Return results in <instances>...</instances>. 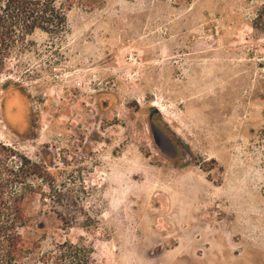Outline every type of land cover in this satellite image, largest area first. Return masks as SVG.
<instances>
[{
    "label": "rangeland",
    "instance_id": "obj_1",
    "mask_svg": "<svg viewBox=\"0 0 264 264\" xmlns=\"http://www.w3.org/2000/svg\"><path fill=\"white\" fill-rule=\"evenodd\" d=\"M263 6L73 0L8 57L0 179L40 214L20 264H264Z\"/></svg>",
    "mask_w": 264,
    "mask_h": 264
},
{
    "label": "trees",
    "instance_id": "obj_2",
    "mask_svg": "<svg viewBox=\"0 0 264 264\" xmlns=\"http://www.w3.org/2000/svg\"><path fill=\"white\" fill-rule=\"evenodd\" d=\"M72 5L73 0H0V71L8 57L25 45L27 37L37 30L63 33ZM257 19V27H263L264 6ZM18 179L11 171L6 180L12 183ZM3 185L0 179V254L8 255V264H20L23 254L41 249L39 240H26L19 231L33 227L40 214L32 217L24 207L25 201L35 197L34 192L30 194L27 189H19L7 193Z\"/></svg>",
    "mask_w": 264,
    "mask_h": 264
},
{
    "label": "water",
    "instance_id": "obj_3",
    "mask_svg": "<svg viewBox=\"0 0 264 264\" xmlns=\"http://www.w3.org/2000/svg\"><path fill=\"white\" fill-rule=\"evenodd\" d=\"M150 131L153 142L159 152L166 158H171L174 155V147L169 138L154 123L150 124Z\"/></svg>",
    "mask_w": 264,
    "mask_h": 264
},
{
    "label": "flooded vegetation",
    "instance_id": "obj_4",
    "mask_svg": "<svg viewBox=\"0 0 264 264\" xmlns=\"http://www.w3.org/2000/svg\"><path fill=\"white\" fill-rule=\"evenodd\" d=\"M152 122L156 123L154 120L149 119V123L151 124Z\"/></svg>",
    "mask_w": 264,
    "mask_h": 264
}]
</instances>
